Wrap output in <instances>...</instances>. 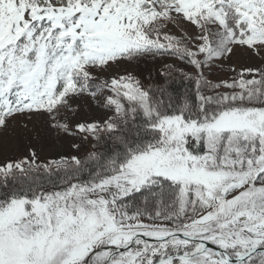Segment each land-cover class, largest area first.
<instances>
[{
	"label": "snow or ice",
	"instance_id": "1",
	"mask_svg": "<svg viewBox=\"0 0 264 264\" xmlns=\"http://www.w3.org/2000/svg\"><path fill=\"white\" fill-rule=\"evenodd\" d=\"M164 56L179 97L108 71ZM33 116L94 150L0 162V264H264V0H0V130Z\"/></svg>",
	"mask_w": 264,
	"mask_h": 264
},
{
	"label": "rangeland",
	"instance_id": "2",
	"mask_svg": "<svg viewBox=\"0 0 264 264\" xmlns=\"http://www.w3.org/2000/svg\"><path fill=\"white\" fill-rule=\"evenodd\" d=\"M188 27L177 22L176 24L169 23L164 31H168L175 35H180L183 28ZM188 31L193 29L188 27ZM173 62H179L177 60H168L159 58L158 63L160 67L166 69L164 65H168L169 68H173L171 65ZM249 61L242 55L232 57L231 64L233 66L248 63ZM258 62V61H257ZM226 65L229 62H225ZM133 65L127 63H121L120 65H113L108 71L110 73L121 72L125 69L130 70L129 66ZM178 68H183L185 72H191L193 69L188 64H178ZM175 71L173 75H177ZM230 73H225L219 69H214L209 75V79L216 80L222 78ZM178 76V75H177ZM181 80V79H180ZM104 114L103 109H99L94 105H90L85 99L81 102V106L75 116L71 114L61 113L60 119L64 120L67 117H71L74 123L76 119L84 118H99ZM51 121L45 117L33 116L31 120L25 118H17L9 122L6 129L0 130V162H4L7 159H21L24 156H29L30 152L35 151L39 161L48 162L49 160L58 159L61 155H79L82 157L85 151H88L92 147L91 138L87 142H82L79 136H69L60 132L58 129L52 126ZM26 125V127H25ZM75 143L81 144L79 152L73 149L72 145Z\"/></svg>",
	"mask_w": 264,
	"mask_h": 264
},
{
	"label": "trees",
	"instance_id": "3",
	"mask_svg": "<svg viewBox=\"0 0 264 264\" xmlns=\"http://www.w3.org/2000/svg\"><path fill=\"white\" fill-rule=\"evenodd\" d=\"M159 58H164L170 60H177L179 62H173L171 65L175 69L178 68V64H187L185 61L179 60L175 56H164V57H157L155 59L151 57H145L142 58L138 61H134L130 65L129 69L130 71H134L135 74L141 79L142 83L145 85H153V86H166L167 91L169 93H172L174 96L179 97L181 96L184 92L185 89H191L193 85L189 82H181L179 74L173 75L175 73V70L171 71V74L167 77L164 75H161L162 71H168V69H164L160 67V64L158 63ZM95 141L92 142L94 144ZM105 145L101 143L100 146H98L95 151H103ZM94 149L91 147L90 150L85 151L82 157H85L89 151H93Z\"/></svg>",
	"mask_w": 264,
	"mask_h": 264
}]
</instances>
